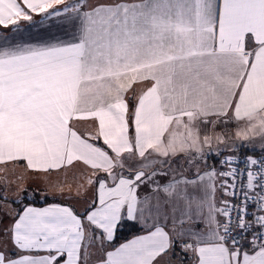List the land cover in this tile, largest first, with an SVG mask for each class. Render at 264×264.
Instances as JSON below:
<instances>
[{"label": "snow or ice", "instance_id": "1", "mask_svg": "<svg viewBox=\"0 0 264 264\" xmlns=\"http://www.w3.org/2000/svg\"><path fill=\"white\" fill-rule=\"evenodd\" d=\"M0 264H264V0H0Z\"/></svg>", "mask_w": 264, "mask_h": 264}, {"label": "crops", "instance_id": "2", "mask_svg": "<svg viewBox=\"0 0 264 264\" xmlns=\"http://www.w3.org/2000/svg\"><path fill=\"white\" fill-rule=\"evenodd\" d=\"M217 131H220V130L217 129ZM210 163H211V161H210ZM67 180H68L69 183H72V176L69 175L67 177ZM49 202H51V201H49ZM135 234H136V232L134 230H132V229H125V230H123V235L121 236V239H120V241H118V243L119 242H123V240L125 238H131Z\"/></svg>", "mask_w": 264, "mask_h": 264}, {"label": "rangeland", "instance_id": "3", "mask_svg": "<svg viewBox=\"0 0 264 264\" xmlns=\"http://www.w3.org/2000/svg\"><path fill=\"white\" fill-rule=\"evenodd\" d=\"M254 142H255L256 144H258V145H259V143H260L259 139H256Z\"/></svg>", "mask_w": 264, "mask_h": 264}, {"label": "trees", "instance_id": "4", "mask_svg": "<svg viewBox=\"0 0 264 264\" xmlns=\"http://www.w3.org/2000/svg\"><path fill=\"white\" fill-rule=\"evenodd\" d=\"M43 202H41V205H42Z\"/></svg>", "mask_w": 264, "mask_h": 264}]
</instances>
